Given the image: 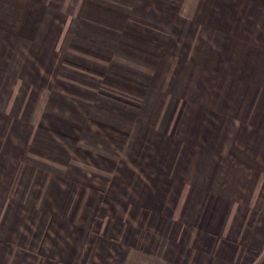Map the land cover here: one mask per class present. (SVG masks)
<instances>
[{
	"label": "crops",
	"instance_id": "0c3cea01",
	"mask_svg": "<svg viewBox=\"0 0 264 264\" xmlns=\"http://www.w3.org/2000/svg\"><path fill=\"white\" fill-rule=\"evenodd\" d=\"M0 264H264V0H0Z\"/></svg>",
	"mask_w": 264,
	"mask_h": 264
}]
</instances>
